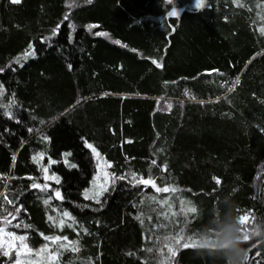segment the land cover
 I'll return each mask as SVG.
<instances>
[{"label": "trees", "instance_id": "16d2710c", "mask_svg": "<svg viewBox=\"0 0 264 264\" xmlns=\"http://www.w3.org/2000/svg\"><path fill=\"white\" fill-rule=\"evenodd\" d=\"M194 3L0 0V218L19 209L0 264L18 258L8 232L37 264H225L185 240L229 211L264 231V0ZM99 158L108 191L86 199Z\"/></svg>", "mask_w": 264, "mask_h": 264}, {"label": "snow or ice", "instance_id": "6c2138e0", "mask_svg": "<svg viewBox=\"0 0 264 264\" xmlns=\"http://www.w3.org/2000/svg\"><path fill=\"white\" fill-rule=\"evenodd\" d=\"M11 2L14 3V4H19V3L21 2V0H11ZM86 2H87V3H91L92 0H86ZM168 2L171 4V3L173 2V0H168ZM237 2H238V0H237ZM203 6H204V0H196V7H197V8H201V7H203ZM168 15H169V16H173V17H176V16H178V12H177L175 9H173L172 11H170V12L168 13ZM66 18H67V17H66ZM93 27H94V26H93ZM56 31H57V30H54V34H55ZM260 32H261V33H264V27L260 28ZM96 35L106 36L107 33L100 32V33H96ZM115 43H119V41H115ZM34 55H35V50L33 49L32 51L26 53V54H25V57H23V58H27V56H34ZM16 63H20V59H17ZM153 63H156V61H153ZM22 66H23V65L21 64V67H22ZM157 66H159V65H157ZM69 67H71V65H69ZM14 70H15V69H13V71H14ZM0 71H3V70L0 69ZM236 83H239V79L236 80ZM2 94H3V85L0 84V95H2ZM10 106H11V105H9V107H10ZM0 107H3V105H0ZM167 107H168V108H171V105L169 104V105H167ZM5 114L8 115L9 118H12V113H11L10 111L6 112ZM17 122H19V121H17ZM29 131H32V129H29ZM45 139H47V137H45ZM85 143H86V146H87L88 148H90V149L92 150V152H93L97 157H99V153L96 151V149H95L91 144H88L87 142H85ZM40 155L42 156V154H40ZM65 156H71V153H70V152L65 153ZM34 159H36V157H34ZM66 163H67V161H66ZM153 164H155V161H153ZM70 167L75 168L76 165H75V164H70ZM108 167H111V165L109 164ZM44 171L47 172V168H45ZM128 175L131 177L130 182L133 183V186H136L137 184H140V183H142V184H144V185H149V184H151L154 188H156V191H158V192H159V191H163V192H169V191H173V192H174V191H176V189H174V188H173V189H170L169 187H163V188L156 187L155 181H154L151 177H149L148 179H144L143 177H140L139 179H137V174H136L135 172H132V173H130V174H128ZM51 178H52V179H57V178L54 177V176L51 177ZM115 179L123 180V179H126V177H125V176H120V177H115ZM216 182L219 184V183H220L219 179H217ZM57 183H59V180H58V179H57ZM32 187H34V188L39 187V188H41V189L43 190V189H47L49 186H48L47 184H45V185H43V186H41V185H37V184H33ZM102 191H103V192H106V191H108V188H103ZM54 196H55V198H57V199H61V200L63 199L62 194H61V192H60L58 189H57V190H54ZM84 196H85L86 199L90 198V197L88 196V192H87V191L84 193ZM93 198L95 199V203H96V204H100V203H101V200H100L99 198H95V197H93ZM5 199H6V197H5ZM8 203H12V201H8ZM45 203H48V201L46 200ZM161 203H167V200L162 201ZM182 203H183V202H182ZM3 211L6 212L7 214L4 215L2 218H0V233H5V232H6V228H7L8 224L10 223V219H9V217L15 219V218H16V214L19 213V209H18V208L15 210V214H14L12 211H9L8 209H3ZM188 211H190V212H195V211H196V208H195V207H191V208L188 209ZM250 215H251L250 213H246V214H243V215H240V216H239V220H240V223H241V228H242V230H243L244 232H247V229L244 228L243 225L245 224V221L248 220V217H249ZM63 216H64V217H67V218H69V219H72V217L70 216V214H69L67 211H65V212L63 213ZM49 219H52V217H50ZM63 223H64V221L61 220V221H60V225H63ZM13 226H14V227H19V224H17V225H13ZM6 234H7V236H9V237H13L14 239H18V240H20V241H22V242L26 239V237H24V236H18V237H17V236H15V235H14L13 233H11V232H8V233H6ZM45 239H46V240H51V241L55 242V241H57V240H61L62 238H61V237H45ZM63 239L66 240L67 238L64 237ZM180 239H183V237H181ZM177 243H179V240H177ZM22 246H23V247H27V245H22ZM189 246H192V247H197V246H198L197 241H196L195 239H193L191 236H189V237L185 240V243L183 244V247H189ZM47 247H48V246L45 245V250L47 249ZM60 247H62V248H63V247H67V245H63V244H61ZM72 250L78 252V251H79V248H78V247H75V245L73 244V246H72ZM149 251H152V249H149ZM169 251H171V249H169ZM3 254L7 256V255H8V252H7V251H4ZM57 254H59V250H58V249H57L56 252L53 253V255H57ZM256 255L259 256V252H257ZM14 264H20V260H19V258H17V259L14 261Z\"/></svg>", "mask_w": 264, "mask_h": 264}, {"label": "clouds", "instance_id": "9594fccd", "mask_svg": "<svg viewBox=\"0 0 264 264\" xmlns=\"http://www.w3.org/2000/svg\"><path fill=\"white\" fill-rule=\"evenodd\" d=\"M245 236L248 237L247 240ZM253 237H261V242H264V231L256 225L244 232L239 216L233 215L231 211L225 213L224 218L218 219L213 227L195 235V239L199 241L198 248L205 250L209 255L222 253L225 264H250L249 249L243 245Z\"/></svg>", "mask_w": 264, "mask_h": 264}, {"label": "rangeland", "instance_id": "374dc122", "mask_svg": "<svg viewBox=\"0 0 264 264\" xmlns=\"http://www.w3.org/2000/svg\"><path fill=\"white\" fill-rule=\"evenodd\" d=\"M108 163L105 162L103 159L99 158V165H98V172L95 177V189H92L88 194H95V195H101L103 193L102 189L106 187V185L109 182V176H108ZM9 247L15 248L18 254V258L20 260V264H37V262L34 261V259L30 256L29 251L26 247H23V242L12 238V240H8Z\"/></svg>", "mask_w": 264, "mask_h": 264}, {"label": "crops", "instance_id": "0c3cea01", "mask_svg": "<svg viewBox=\"0 0 264 264\" xmlns=\"http://www.w3.org/2000/svg\"><path fill=\"white\" fill-rule=\"evenodd\" d=\"M194 4L196 5V0H195V3Z\"/></svg>", "mask_w": 264, "mask_h": 264}, {"label": "water", "instance_id": "95a60500", "mask_svg": "<svg viewBox=\"0 0 264 264\" xmlns=\"http://www.w3.org/2000/svg\"><path fill=\"white\" fill-rule=\"evenodd\" d=\"M149 185H151V184H149ZM156 189V188H155Z\"/></svg>", "mask_w": 264, "mask_h": 264}]
</instances>
